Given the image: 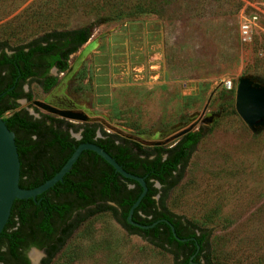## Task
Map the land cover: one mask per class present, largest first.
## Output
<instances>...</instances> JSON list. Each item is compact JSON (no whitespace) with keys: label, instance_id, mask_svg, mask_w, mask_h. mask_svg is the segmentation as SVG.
Returning a JSON list of instances; mask_svg holds the SVG:
<instances>
[{"label":"rangeland","instance_id":"obj_1","mask_svg":"<svg viewBox=\"0 0 264 264\" xmlns=\"http://www.w3.org/2000/svg\"><path fill=\"white\" fill-rule=\"evenodd\" d=\"M125 6L130 10L116 17ZM247 20L254 22L244 39ZM81 26L90 36L69 56L67 71L51 70L58 84L47 91L26 84L32 99L18 100L16 109L61 117L40 102L79 111L145 145L170 144L190 126L204 132L163 204L210 231L211 263L264 264V126L250 129L235 110V93L232 101L223 94L242 75L264 81V0H0V41L10 46ZM49 264L173 260L99 212Z\"/></svg>","mask_w":264,"mask_h":264},{"label":"trees","instance_id":"obj_2","mask_svg":"<svg viewBox=\"0 0 264 264\" xmlns=\"http://www.w3.org/2000/svg\"><path fill=\"white\" fill-rule=\"evenodd\" d=\"M128 10L130 7L125 6L115 16L122 17ZM89 36L90 27L81 26L47 30L14 46L0 41V117L14 134L20 162L19 186L30 189L42 184L62 167L78 144L94 143L125 171L144 178L147 191L131 219L142 225L166 219L176 236L185 240H177L163 221L146 229L129 224L126 217L142 190L140 184L121 176L92 150H83L61 181L34 199H14L0 233V264H30L26 253L31 247L45 252L40 264H49L72 231L99 212H110L128 233L170 254L173 264H213L207 256L210 231L163 204V197L182 178L204 132L191 129L170 144L145 145L107 132L88 120L74 125L49 113L34 116L25 108L16 109L18 100L32 99L24 89L26 84L36 82L46 91L55 87L58 77L51 70L67 71L69 56ZM252 79L264 84L261 79ZM234 93V85L223 92L230 101ZM78 131L81 135L76 139L72 132Z\"/></svg>","mask_w":264,"mask_h":264},{"label":"water","instance_id":"obj_3","mask_svg":"<svg viewBox=\"0 0 264 264\" xmlns=\"http://www.w3.org/2000/svg\"><path fill=\"white\" fill-rule=\"evenodd\" d=\"M55 69V68H53ZM52 69V70H53ZM36 105L41 106L43 109L50 112L57 113L61 117L68 120H87V116L79 111L70 109H56L47 104L40 102H34ZM234 107L237 114L243 120V122L252 130H256L259 127L264 126V84L253 80L251 77L242 75L238 78L235 86ZM192 129V126L179 131L173 138L177 139L181 135L185 134ZM75 138H79V135H73ZM83 150H92L109 163L116 172H118L124 178L137 181L142 190L134 203L129 208L126 220L129 224L146 229L155 225L158 221L167 223L173 232V235L177 240H185L178 238L174 232L172 224L166 219H159L149 225H142L131 219L134 208L139 204L143 196L147 191V186L144 178L125 171L106 151L94 143L82 142L78 144L73 150L70 157L62 165V167L48 180L42 184L30 188L24 189L19 186V168L20 162L18 153L14 141V134L10 131L5 122L0 117V233L5 226L9 215L12 203L14 199H27L35 198L36 195L46 191L52 187L58 181H61L63 176L69 171L72 164L77 160L78 156ZM159 186L158 183L155 184ZM36 249V248H31ZM37 250V249H36ZM38 251V250H37ZM35 264L36 262H32Z\"/></svg>","mask_w":264,"mask_h":264},{"label":"built area","instance_id":"obj_4","mask_svg":"<svg viewBox=\"0 0 264 264\" xmlns=\"http://www.w3.org/2000/svg\"><path fill=\"white\" fill-rule=\"evenodd\" d=\"M256 17H257V16L254 15V16L252 17V20H255ZM251 22H254V21H249V20H247L245 23L241 24V33H242V36H243L244 39H246L247 36H248L249 27H250V23H251ZM228 88H230V83H228Z\"/></svg>","mask_w":264,"mask_h":264},{"label":"flooded vegetation","instance_id":"obj_5","mask_svg":"<svg viewBox=\"0 0 264 264\" xmlns=\"http://www.w3.org/2000/svg\"><path fill=\"white\" fill-rule=\"evenodd\" d=\"M56 70V69H55ZM53 113V112H52ZM76 133H78V135H79V138H80V131H78V132H76ZM99 135V132H96V136H98ZM76 139H78V138H76ZM31 248H36V247H31ZM37 250H38V252H40L39 254H40V256H38V259L37 260H39L40 258H41V256H42V258L45 256V252L42 250V249H38V248H36ZM35 249V250H36ZM36 250V251H37ZM26 255H27V253H26ZM27 258H28V256H27ZM41 258V259H42ZM41 259L39 260V264H40V261H41ZM28 260H29V263L31 264V262H30V259L28 258Z\"/></svg>","mask_w":264,"mask_h":264},{"label":"bare ground","instance_id":"obj_6","mask_svg":"<svg viewBox=\"0 0 264 264\" xmlns=\"http://www.w3.org/2000/svg\"><path fill=\"white\" fill-rule=\"evenodd\" d=\"M39 253L40 252L36 251L35 249H33L30 252L29 256H30V258L32 257V262H34L36 259H38V256L40 255Z\"/></svg>","mask_w":264,"mask_h":264}]
</instances>
